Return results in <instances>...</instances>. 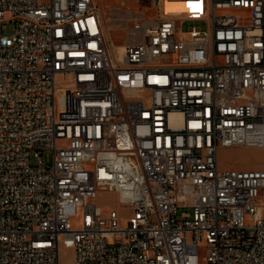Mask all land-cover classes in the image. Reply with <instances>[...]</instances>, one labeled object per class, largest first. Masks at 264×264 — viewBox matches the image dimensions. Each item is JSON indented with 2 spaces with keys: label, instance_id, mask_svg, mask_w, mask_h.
<instances>
[{
  "label": "built area",
  "instance_id": "1",
  "mask_svg": "<svg viewBox=\"0 0 264 264\" xmlns=\"http://www.w3.org/2000/svg\"><path fill=\"white\" fill-rule=\"evenodd\" d=\"M177 1L117 47L95 0H0V264H264V165L220 163L264 149V0Z\"/></svg>",
  "mask_w": 264,
  "mask_h": 264
},
{
  "label": "rangeland",
  "instance_id": "2",
  "mask_svg": "<svg viewBox=\"0 0 264 264\" xmlns=\"http://www.w3.org/2000/svg\"><path fill=\"white\" fill-rule=\"evenodd\" d=\"M124 0H95L101 14L105 33L115 46L123 47L131 39V20L139 15L147 18H157L159 16L157 0H125L126 6L122 5ZM175 7H195L198 3L195 0H179ZM243 24H249L250 20L242 19ZM183 31H188L194 26L207 30L208 21L205 20H185L180 22ZM15 31V24H8L4 34L12 36ZM45 163H53L52 152L44 155ZM38 160L32 159V164L37 165ZM220 163L223 168L255 169L264 165V149L260 148H231L220 151ZM96 203L106 210H117L126 213L127 209L121 206L118 194L112 191H100ZM62 264H74L75 252L72 249L62 247Z\"/></svg>",
  "mask_w": 264,
  "mask_h": 264
},
{
  "label": "bare ground",
  "instance_id": "3",
  "mask_svg": "<svg viewBox=\"0 0 264 264\" xmlns=\"http://www.w3.org/2000/svg\"><path fill=\"white\" fill-rule=\"evenodd\" d=\"M174 5V3H170V2H166L165 3V9L166 10H169V9H174V7H172Z\"/></svg>",
  "mask_w": 264,
  "mask_h": 264
},
{
  "label": "crops",
  "instance_id": "4",
  "mask_svg": "<svg viewBox=\"0 0 264 264\" xmlns=\"http://www.w3.org/2000/svg\"><path fill=\"white\" fill-rule=\"evenodd\" d=\"M222 151V150H221Z\"/></svg>",
  "mask_w": 264,
  "mask_h": 264
}]
</instances>
